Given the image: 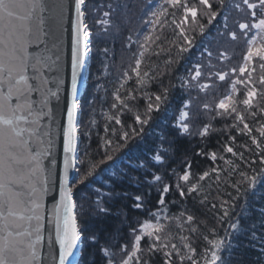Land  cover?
I'll return each mask as SVG.
<instances>
[{"label":"snow or ice","instance_id":"snow-or-ice-1","mask_svg":"<svg viewBox=\"0 0 264 264\" xmlns=\"http://www.w3.org/2000/svg\"><path fill=\"white\" fill-rule=\"evenodd\" d=\"M90 3L0 0V264H81L74 253L81 254V245L88 241L102 254L92 264H235L242 258L234 251L241 236L258 241L264 255V234L257 237L256 223H243L251 215L249 198L264 197V0L108 3V10L96 20L104 33L118 21L130 25L137 12L143 27L135 31V40L127 35L126 47L134 49L131 62L109 81L110 88L101 85L103 103L108 105L105 119L113 124V134L119 131V135L115 141L105 140L104 158L98 161L87 159L88 152L79 148L81 136L88 134L81 133L78 123L84 112L79 86L92 52L93 29L88 21L99 10L90 8ZM233 9L246 17L234 20L235 29L229 24ZM219 23L223 31L217 28V36L242 41L246 50L239 65L213 71L216 65L208 45L216 37L209 38V33ZM169 27L174 39L169 41L172 47L165 49L158 32ZM66 34L71 37L67 66ZM197 35L202 50L192 63L186 54L197 47ZM217 51L218 60L231 61L227 52ZM161 52L168 53L162 72L157 71L159 65L146 63L148 53L159 57ZM181 61L189 65L187 75L173 76ZM62 86L70 106L60 116L63 120L66 115V125L54 126L57 118L51 98L60 99ZM178 88L196 89L211 96L212 102L200 100L194 108V100L185 102L181 95L184 110L176 107L175 127L170 121L168 126L157 123L173 105ZM204 115L209 119L204 120ZM217 117L225 123L223 128L214 126ZM156 128H160L158 138ZM225 131L239 132L243 143L237 148V136L229 135L218 141L217 151H209L208 140ZM194 137L199 138L198 150L191 147ZM134 142L146 146L137 157L141 163L121 172L107 193L96 189L97 199L91 203L87 194L78 195L81 186L94 181L101 165L114 162L110 150L118 153ZM225 154L232 158L226 159ZM198 157L210 159L212 165L197 171ZM221 173L238 177L231 184L235 195L228 193V200L214 197L219 205L211 203L216 211L209 227L207 220L200 219L212 196L205 181L215 177L218 187ZM175 196L182 199H172ZM156 204L162 207L152 211ZM169 204H180L183 210L170 216ZM133 210L146 215L142 218ZM85 217L97 218L101 226L89 227ZM110 217L118 219L103 223ZM260 217L264 233V208Z\"/></svg>","mask_w":264,"mask_h":264},{"label":"trees","instance_id":"trees-1","mask_svg":"<svg viewBox=\"0 0 264 264\" xmlns=\"http://www.w3.org/2000/svg\"><path fill=\"white\" fill-rule=\"evenodd\" d=\"M119 0H91V3L89 4V7L96 6L99 8L97 12V16H91L89 18V27L93 29L94 31L97 29L98 23H96V20L99 18H102L103 12L107 11L106 5L108 3H112L113 6H115L116 3H118ZM161 2V0H159ZM234 0H229V3H233ZM94 12V13H96ZM233 15V14H231ZM116 14H113V19H115ZM231 17V16H230ZM220 19V18H218ZM230 20V18H229ZM241 20V19H240ZM231 27H235L236 25H230ZM143 26L141 25L140 20V13L137 12V14L134 17L133 22L129 25L126 23H120L117 22L116 25L111 27L107 33H104L103 31H100V38H97L93 42V54L91 56V65L89 69V76L87 81L86 90L82 99L81 104L84 106V112L81 114V133L87 132V135L81 136V144H80V150L81 152L87 151L88 157L87 159H94L96 161L104 158L103 153L105 151V148L107 147L105 145V140L111 139L115 141L116 136L119 135V131L116 132V134H113L112 127L113 124L111 122H107L105 119V116L108 112V105L106 103H103L105 92L103 88H101V85H103L106 88H110L111 85L109 81H112L114 76L118 74V71L122 67H126L128 63L131 62V51L126 47L127 43V35H132L133 40L137 39L135 36V31L141 29ZM102 30V26L100 27ZM217 28H219L221 31L223 30L222 23L217 24V27L212 28L211 32L209 33V38L216 37L217 38ZM99 34V35H100ZM161 35V40L163 41L162 47L167 49L169 47H172L169 44V41L174 39V36L172 34L171 28H165L163 33H159ZM165 37L167 39H165ZM215 39H212L211 44L208 45L209 49L212 50V44L215 43ZM140 39H143L141 36ZM202 38L197 35V47L192 50V53L186 54L187 57H190L192 63H195L197 58L200 57L201 47L199 45V42ZM157 44H161V41H157ZM135 47V46H134ZM153 48H156L155 45L152 46ZM104 49H108V52L105 53ZM159 48H156V51H159ZM173 51L175 49L173 48ZM213 51V50H212ZM221 51V50H220ZM150 57V60H146V63L151 62L153 67L156 65H159V68L157 71H164V61L166 57L168 56L167 52H161L160 56L157 57L155 55H152L151 53L147 54ZM203 62H207V54H204ZM105 65L108 66V71L105 72ZM189 65L186 63V61H181L180 65L176 66L175 71L172 73L173 76H186L187 75V69ZM215 71V70H213ZM167 83V80L165 81ZM173 83L178 84V80H173ZM198 92L196 89L188 90L185 89H176L174 91V95L177 97L175 100H173V105L169 108L167 112H164L160 114V119L157 121V123H165L166 126L168 121H170V126L175 127L176 125V119H173V117L178 118L179 111L176 110V107L178 106L179 109L182 111L183 105L180 104L179 98L182 95L184 101L186 102L189 98H192L194 95H196ZM203 92H200L198 94H201ZM142 110V109H141ZM204 120H208L209 117L207 115H204L202 117ZM108 124L109 130L105 131V125ZM128 123H131V120L128 121ZM214 126L217 128H223L225 126V123L221 121L219 117H217V120L213 122ZM226 123L231 124L232 121L228 120ZM114 127L119 130V125H114ZM160 134V128L155 129V136L158 138ZM229 135H236L238 138V142L236 147L239 148V144L243 143V140L240 139L241 134L239 132H228L225 131L223 133H216L214 134L209 140H208V150L209 151H217L219 148L218 141L222 142L223 140L228 139ZM198 137H194L192 140L191 147L197 148L198 150ZM186 142V140H185ZM146 149V146L142 142H134L129 145V148L123 149L122 151L116 153L114 150H110V154L115 155V160L109 161L104 165H101L98 169V174L94 177V181L91 183H88L87 186H81L78 190V195H84L87 194L89 196L88 203H91L92 200L97 199L96 189H99V192L101 194L107 193L111 190L113 183L117 181V178L121 172L128 171L131 168H135L136 165L141 163V160L137 159L138 156L141 155L142 152H144ZM149 156H151V153H148ZM182 155V154H181ZM247 156V154H246ZM225 158H232L231 154H225ZM199 160V168H197V171L201 170H207L211 165L212 162L210 159L198 157ZM219 165L223 167V161H217ZM173 167H177L176 163H173ZM116 173V176H113L112 174ZM238 177L232 176L229 177L226 173H221L220 180H219V186L217 187V183L215 180V177H210L207 181H205L206 184L210 185V188L208 189L212 196H210V203L203 209H201L200 213V219L201 220H207L209 227L213 226V213L216 210L211 209V203H216L219 205V199H214L217 195L220 199L228 200L229 196L228 193H232L235 195L234 189L231 187V184L235 179ZM120 187H124L125 185H119ZM132 187L133 190H135L134 186ZM167 199V198H166ZM172 199L180 200L182 198H179L178 196L172 197ZM120 202L117 201L115 204L112 205L113 210L115 211L116 208L119 207ZM190 206V204H189ZM159 204H156L154 207L151 208L152 211H156L159 209ZM239 207V205H238ZM249 207L251 209V215L248 219L243 220V223L245 224H252L256 223V235L257 237L261 236L262 231L259 227V220H260V213L261 209L264 208V197H261L259 200L249 198ZM169 211L168 215H178L180 211L183 210L182 206L180 204H169L168 206ZM136 215L141 216L142 218L145 217L146 214L143 212L133 210ZM85 222L89 225L91 228H98L101 226V221L98 220L95 217H85ZM118 219L117 217H110L109 221L103 222L105 224L109 223L111 220ZM173 230L175 231V228L173 227ZM240 242V247L237 249H234V251L237 253L238 257H242L235 261V264H259L260 260H264V255L261 254V245L258 243V241H250L247 237H239L238 238ZM124 241H121L123 243ZM246 245H255L252 246H246ZM82 256H81V264H92L93 259L98 258L101 253L98 252L97 248L94 246L92 241H88L87 244L82 245ZM157 260H159V257H157Z\"/></svg>","mask_w":264,"mask_h":264},{"label":"rangeland","instance_id":"rangeland-1","mask_svg":"<svg viewBox=\"0 0 264 264\" xmlns=\"http://www.w3.org/2000/svg\"><path fill=\"white\" fill-rule=\"evenodd\" d=\"M163 0H161L160 3H162ZM234 2L236 3H239L241 2V0H234ZM231 17H230V20H229V24L230 25H236L234 23V20H240L241 21L243 19H245L246 17L244 16L243 13H240L236 10H232L231 12ZM93 16H97V12L96 13H93ZM101 25H97V29L94 31L93 33V37H92V52L90 53V65H91V56L93 54V42L97 39V38H100L101 34L99 32L102 31L101 30ZM233 29L236 28L235 27H232ZM223 31V30H222ZM100 34V35H99ZM213 48V57H212V64L216 65V68H214L213 70H218L220 68H227V66L229 64H231L232 66H236V65H239L240 63H242V56H243V53L245 52L246 50V46L245 44L242 42V41H237V42H233L230 40V38H227V37H218L216 38V41L215 43H213L211 45ZM217 50H221L220 52H227L228 55L231 57V61H225V60H218L217 59V56H218V51ZM208 62V61H207ZM207 62L205 64H207ZM203 82H208V81H203ZM218 84H221L222 82H217ZM220 93L222 94L223 93V89L221 88L220 89ZM199 95V100H197V96ZM84 96V95H83ZM83 99V97H82ZM82 99H81V102H82ZM192 99L194 100V104H193V107L195 108L197 106V104L200 103V100H204V99H207L208 102H212V97L211 96H205L204 93H201V94H196L192 97ZM200 110L203 111V108H202V104H200ZM81 124V114H80V122ZM80 131H81V127H80ZM80 144H81V139H80ZM80 148V146H79ZM82 250V249H81ZM82 253V252H81ZM82 256V254H81ZM81 260V258H80Z\"/></svg>","mask_w":264,"mask_h":264},{"label":"water","instance_id":"water-1","mask_svg":"<svg viewBox=\"0 0 264 264\" xmlns=\"http://www.w3.org/2000/svg\"><path fill=\"white\" fill-rule=\"evenodd\" d=\"M70 40H71L70 34H66L65 39H64V57H63L64 63L66 66L68 63L69 55H70ZM89 68H90V54H89V58L87 61V70L85 73H82V79H81L80 86H79V97L78 98L80 99V101H81V99L85 93V90H86L88 76H89ZM50 87H53V89H54L55 86L50 85ZM59 96H60V99L58 101L54 97L51 98V106L53 107L54 115L57 118L54 126H56L60 123H63L66 125V115H65V118L63 120L60 119V116L64 112L65 107L70 106V96L68 95L67 92H65L63 90V86H62L61 92L59 93ZM79 122H80V115L78 116V123ZM58 143H59V141H58ZM79 146H80V144H79ZM61 159H62V154H61ZM72 175L74 177L76 175V173L73 171ZM46 227H47V224H46ZM56 249L58 250V244L56 245ZM81 249H82V245H81ZM74 255L76 256V259L78 261H80L81 254L78 255V254L74 253Z\"/></svg>","mask_w":264,"mask_h":264}]
</instances>
